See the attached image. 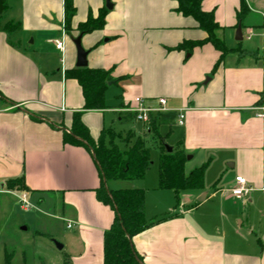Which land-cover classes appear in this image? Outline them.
<instances>
[{
  "label": "crops",
  "instance_id": "obj_1",
  "mask_svg": "<svg viewBox=\"0 0 264 264\" xmlns=\"http://www.w3.org/2000/svg\"><path fill=\"white\" fill-rule=\"evenodd\" d=\"M106 1L73 0L68 31L64 0H5L0 24L21 28L14 35L0 28V212L7 217L19 208L33 217L36 210L42 230L63 241L60 264H104L105 232L115 211L98 197L102 180L93 153L65 143L64 133L78 116L98 139L104 129L117 132L116 117L134 118L120 109L136 97L153 106L165 97L168 112L185 113L184 124L173 123L178 147L191 155L186 172L202 165L206 171L203 187L180 194L177 205L158 184L150 213L152 196L143 188L145 215L153 222L132 241L144 264H264V116L258 115L264 106V15L256 22L250 11L240 21L241 0L202 1L226 45L240 23L243 36L256 29L263 36L256 52L238 40L227 45L232 50L218 63L212 43L191 54L170 49L207 36L177 10L176 0H111L112 8ZM104 8V26L83 34L82 45L88 66L111 70L113 80L106 107L85 109L80 83L65 72L77 67L72 38L80 34L78 25ZM62 38L64 51L56 48ZM193 158L196 165L187 170ZM238 175L254 187L243 199L225 194ZM18 177L26 188L9 187ZM20 191L27 192L30 208L21 206ZM165 196L166 203L158 202ZM164 203L169 213L153 219Z\"/></svg>",
  "mask_w": 264,
  "mask_h": 264
},
{
  "label": "trees",
  "instance_id": "obj_2",
  "mask_svg": "<svg viewBox=\"0 0 264 264\" xmlns=\"http://www.w3.org/2000/svg\"><path fill=\"white\" fill-rule=\"evenodd\" d=\"M177 10L185 16L193 17L200 28L204 29L207 36L202 39H187L170 48L186 50L191 54L196 47L212 43L220 51V63L225 55L232 49L227 47L223 38L218 35L221 28L213 12L202 9L203 0H176ZM5 6V1H4ZM66 27L71 29L70 23L75 14L73 0H64ZM246 1L241 0L238 19L242 21L246 15ZM107 8L100 11L97 18L91 15L78 25L79 33L86 34L101 29L105 24ZM0 28L10 35H14L21 28L18 22L9 21ZM66 76L75 78L80 83L84 98L85 109H102L106 107V90L109 82L113 80L111 70L104 68L74 67L66 70ZM116 83L118 80H115ZM177 115L173 112L152 114L147 122L151 130L159 135V126L173 123ZM117 132L104 129L98 139L90 135L87 126L78 116L74 118L72 128L64 133V142L86 147L93 153L101 176V187L98 189L99 199L110 205L115 211L111 227L105 232L104 239V264H144L142 257L136 250L132 238L138 232L149 226L153 221L145 215V190L143 188L128 187L113 189L108 185L109 180H130L142 178L152 165L150 151L145 147L144 141L136 140L127 150H121L114 143ZM187 154L183 149L167 152L164 147L159 159V187L173 190L177 200L182 191L187 189L202 188L204 185L206 165L196 167L186 172L185 163ZM11 188H26L23 177L10 179ZM166 216H161L163 219ZM5 264H11L7 255ZM70 264V261L65 262Z\"/></svg>",
  "mask_w": 264,
  "mask_h": 264
},
{
  "label": "rangeland",
  "instance_id": "obj_3",
  "mask_svg": "<svg viewBox=\"0 0 264 264\" xmlns=\"http://www.w3.org/2000/svg\"><path fill=\"white\" fill-rule=\"evenodd\" d=\"M246 5V13L251 11V15H249L253 19H256V22L260 21L261 16L264 15V0H247ZM255 28H258V26ZM235 36L236 32L233 33L231 40H227L228 46L238 44ZM262 39L263 36L256 29L255 34H252L249 39L244 35L240 43L242 48L246 50L251 49L256 52L257 46L262 49ZM175 126H177L175 123L160 125L158 135L150 127L143 125L134 118H115L114 128L117 130V134L114 138V143L121 150H127L136 140L141 139L144 141L145 147L150 151L152 165L142 178H135L134 180H109L108 185L114 189L141 187L145 188L146 191H150V196L152 197L150 198L151 201H148V213L154 211L155 198L153 199V196H155L156 191L153 188L159 184V159L161 151L165 145L172 146L174 150L179 149L178 139L174 133L176 131ZM188 155L190 154H187V158ZM196 162V158L188 159L186 169L195 167ZM208 189L210 191L211 188ZM164 190L166 192L164 194L171 196L172 204L177 205L178 201L174 198L175 195L173 196V190ZM190 190L182 191L181 194L192 192ZM164 198L160 201L156 200L166 203V196ZM165 203L158 208L157 215L152 217L153 219L166 216L169 213L166 210L167 205ZM18 210V214L14 212L7 217L0 212V264H4L5 255L10 257L11 264H60L64 250H60L56 242L63 244V241L60 238L51 237L42 230L39 222V213L36 210H33L35 213L33 217L24 215V212L19 208Z\"/></svg>",
  "mask_w": 264,
  "mask_h": 264
},
{
  "label": "built area",
  "instance_id": "obj_4",
  "mask_svg": "<svg viewBox=\"0 0 264 264\" xmlns=\"http://www.w3.org/2000/svg\"><path fill=\"white\" fill-rule=\"evenodd\" d=\"M252 32H249L247 38H250ZM56 48L64 51L65 50V40L64 38L60 40H56ZM158 104L153 106L149 105L146 102V99L143 96H138L134 99V104H130L128 106H124L121 108V111L128 112L134 115V118L137 121L147 123L150 120V116L152 114L165 113L168 112L169 108L167 107V98L159 97ZM262 110L261 113H258L260 116H264V106L260 108ZM177 121L180 124H184L185 122V113L181 110L177 115ZM254 189L252 185L249 184L247 178L243 175H238L235 178L233 186L225 192L226 195L232 196L235 198H246L250 195L251 191ZM261 189L264 190V184L261 186ZM18 200L21 206L25 209L30 208V203L27 199V192L20 191L16 193ZM68 226H71L69 223Z\"/></svg>",
  "mask_w": 264,
  "mask_h": 264
},
{
  "label": "water",
  "instance_id": "obj_5",
  "mask_svg": "<svg viewBox=\"0 0 264 264\" xmlns=\"http://www.w3.org/2000/svg\"><path fill=\"white\" fill-rule=\"evenodd\" d=\"M4 1L5 0H0V14H2V12L4 11ZM106 6L108 8H112L111 0L106 1ZM82 35L83 34L80 33L78 36L72 38V41L74 42L76 49H77V61H76L77 67L88 66V60H87L88 50H86L82 45ZM235 37H236V40H238V41H241L244 38L241 23L237 27ZM109 83H111V82H109ZM165 148H166L167 152H169V153L173 151L172 146L165 145ZM190 157H191V155H188V158H190ZM56 245L59 249L63 248V245L58 243V242H56Z\"/></svg>",
  "mask_w": 264,
  "mask_h": 264
}]
</instances>
